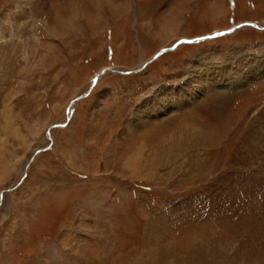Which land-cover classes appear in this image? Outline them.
Returning <instances> with one entry per match:
<instances>
[{"label": "rangeland", "instance_id": "obj_1", "mask_svg": "<svg viewBox=\"0 0 264 264\" xmlns=\"http://www.w3.org/2000/svg\"><path fill=\"white\" fill-rule=\"evenodd\" d=\"M242 59L264 0H0V264H264V73L153 105Z\"/></svg>", "mask_w": 264, "mask_h": 264}, {"label": "bare ground", "instance_id": "obj_2", "mask_svg": "<svg viewBox=\"0 0 264 264\" xmlns=\"http://www.w3.org/2000/svg\"><path fill=\"white\" fill-rule=\"evenodd\" d=\"M143 63L144 62L141 60L140 65L142 66ZM225 65L226 66L224 67H205L201 69V71H196L194 75L191 76L192 79L195 77L192 83L188 82L186 85L183 84L176 88H172L171 90L167 89L168 91H160L161 93L154 96V104L153 102L152 104L154 107L159 106L163 109L173 106L180 107L190 99L194 100L196 98V94L200 91L209 93L210 91L215 90L218 84L236 86L247 80L249 81L254 78H258L264 73V61L261 62V60L257 59L253 61L249 59H242L241 61L238 60V62L226 63ZM148 106L150 107L152 105H146L141 112H152L151 108ZM190 140L192 139L190 138Z\"/></svg>", "mask_w": 264, "mask_h": 264}, {"label": "water", "instance_id": "obj_3", "mask_svg": "<svg viewBox=\"0 0 264 264\" xmlns=\"http://www.w3.org/2000/svg\"><path fill=\"white\" fill-rule=\"evenodd\" d=\"M225 32H227V31H225ZM225 32H224V33H225ZM160 53H162V51H160ZM158 55H159V54H156L155 57H157ZM97 76H99V75H97ZM97 76H96V77H97ZM95 79H96V78H95Z\"/></svg>", "mask_w": 264, "mask_h": 264}]
</instances>
